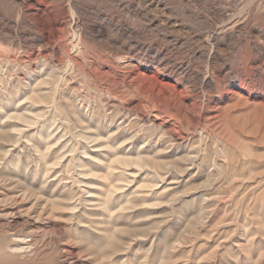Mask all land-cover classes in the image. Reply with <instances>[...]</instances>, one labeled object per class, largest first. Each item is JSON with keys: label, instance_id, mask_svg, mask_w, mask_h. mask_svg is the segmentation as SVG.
<instances>
[{"label": "rangeland", "instance_id": "obj_1", "mask_svg": "<svg viewBox=\"0 0 264 264\" xmlns=\"http://www.w3.org/2000/svg\"><path fill=\"white\" fill-rule=\"evenodd\" d=\"M0 264H264V0H0Z\"/></svg>", "mask_w": 264, "mask_h": 264}, {"label": "bare ground", "instance_id": "obj_2", "mask_svg": "<svg viewBox=\"0 0 264 264\" xmlns=\"http://www.w3.org/2000/svg\"><path fill=\"white\" fill-rule=\"evenodd\" d=\"M65 252V251H64Z\"/></svg>", "mask_w": 264, "mask_h": 264}]
</instances>
